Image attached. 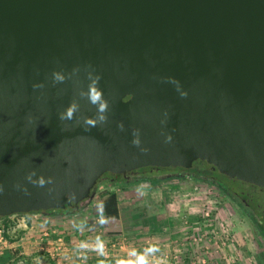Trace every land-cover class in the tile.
Segmentation results:
<instances>
[{
    "label": "water",
    "instance_id": "1",
    "mask_svg": "<svg viewBox=\"0 0 264 264\" xmlns=\"http://www.w3.org/2000/svg\"><path fill=\"white\" fill-rule=\"evenodd\" d=\"M197 161L264 189V0H0V218Z\"/></svg>",
    "mask_w": 264,
    "mask_h": 264
},
{
    "label": "crops",
    "instance_id": "2",
    "mask_svg": "<svg viewBox=\"0 0 264 264\" xmlns=\"http://www.w3.org/2000/svg\"><path fill=\"white\" fill-rule=\"evenodd\" d=\"M129 186L113 182L104 183L96 190L94 199L86 201L85 206L82 207V204L75 213L51 215L32 213L10 216L2 221L0 242L3 241L6 245L10 243L8 246L10 249L15 248L19 255L28 258L33 255L34 250L47 253L46 250L56 248L59 257L52 260L58 264H85L101 260L104 263L116 264L117 259H127L132 249L145 254V250L150 245H156L159 249V245L164 243L171 248L175 244L174 247H180L185 255L181 242L174 235L162 231L161 225H156L161 223L154 216L158 206H155L154 197H149L154 195L153 192H157L158 189H166L169 186L153 185L155 188L152 190L151 188L150 190L145 189L149 192L144 198L142 197L144 194L140 195L142 194L140 186ZM111 196L115 199H109ZM164 206L165 203L160 205L162 209ZM18 216L21 219L14 220V217ZM165 221L167 223L169 219ZM117 235H122V238L128 241L129 246L120 252H114L110 258H104L103 255L98 254L97 250L85 253L83 259L78 256L79 243L88 241L102 245ZM58 237L63 238V246H55V240ZM185 261L191 262L189 255H186ZM148 262L155 264L151 258Z\"/></svg>",
    "mask_w": 264,
    "mask_h": 264
},
{
    "label": "rangeland",
    "instance_id": "3",
    "mask_svg": "<svg viewBox=\"0 0 264 264\" xmlns=\"http://www.w3.org/2000/svg\"><path fill=\"white\" fill-rule=\"evenodd\" d=\"M167 170H161L157 174L163 175L164 178L159 185L169 188L158 189L149 197L153 196L156 201L155 206H158L154 216L161 223L156 225H161L162 231L174 235L181 242L185 256L189 255V260L196 264H264V238L255 230L254 223L242 215L233 200L214 184L204 180L202 176H196L190 171ZM107 181L108 179L105 178L102 182ZM133 185L140 186L142 193L140 195L144 194L142 196L144 198L149 192L145 189L152 190L155 188L153 185L156 184L136 182ZM232 186L237 191L242 190V182H234ZM98 188H95V192ZM163 203H165L164 209L160 207ZM17 218L21 219L18 216L14 217V220ZM167 218L169 221L166 223ZM2 225L3 222L0 220V228ZM9 244L0 242V254L10 252L13 255L10 258L11 262L15 259L18 261L17 264H24L23 259L28 257L19 255L15 248L10 249ZM174 246L171 249H174ZM178 249L182 250L180 247ZM30 258H33V264H58L52 260L48 252L34 250ZM85 264H99V262L92 261Z\"/></svg>",
    "mask_w": 264,
    "mask_h": 264
},
{
    "label": "flooded vegetation",
    "instance_id": "4",
    "mask_svg": "<svg viewBox=\"0 0 264 264\" xmlns=\"http://www.w3.org/2000/svg\"><path fill=\"white\" fill-rule=\"evenodd\" d=\"M179 168V167H178ZM177 169V168H174ZM180 171H185L182 168ZM204 180L211 182L223 194L233 200L238 205L240 212L250 222L254 223L255 230L260 237L264 238V189L253 184L228 177L220 173L212 165L201 163L200 168L196 171ZM114 175V174H113ZM119 176V175H117ZM123 178H128V175ZM234 182H242V190L237 191L232 186Z\"/></svg>",
    "mask_w": 264,
    "mask_h": 264
},
{
    "label": "trees",
    "instance_id": "5",
    "mask_svg": "<svg viewBox=\"0 0 264 264\" xmlns=\"http://www.w3.org/2000/svg\"><path fill=\"white\" fill-rule=\"evenodd\" d=\"M201 163H206V162L205 161H197L193 164V167L191 169H185V170L190 171L191 173L193 172L196 176H199L196 173V171L200 168ZM165 169H168L167 171L170 170V171H176V172L182 170V168H180V167L177 169L147 167V168H142V169L128 173L127 174L128 178H123L122 175L117 176V175H113L111 173H107L99 180L97 187H99L102 183L104 184V183H108V182L122 184L124 186L133 185L136 182H138V183L148 182L150 184H159V183L164 181V178L162 177L163 175H161V174L159 175L157 173L159 171L165 170ZM180 172H185V171H180ZM105 178H107L108 181L102 182ZM111 198H114V196H111L109 199H111ZM67 209H69V210H67ZM68 211H69V213H75L78 211V209H75V208L68 206L66 209H59V210L55 209V210L39 211V212H32V213H44V214L51 215V214H64V213H68ZM32 213H29V214H32ZM18 215H28V214H18ZM7 218H9V217H3V218H0V220L3 221V220H6ZM11 256H13V255H11L10 252H3V254L1 253L0 254V264H17L18 261H16L15 259H13L12 262L10 261ZM23 260H24V262H23L24 264H33V258H27V259L24 258Z\"/></svg>",
    "mask_w": 264,
    "mask_h": 264
},
{
    "label": "built area",
    "instance_id": "6",
    "mask_svg": "<svg viewBox=\"0 0 264 264\" xmlns=\"http://www.w3.org/2000/svg\"><path fill=\"white\" fill-rule=\"evenodd\" d=\"M209 214H207L208 216ZM56 245L55 246H63V238L62 237H58L56 240ZM129 246L128 241H126L124 238H122V235H117L114 238H111V240H109V242H105L102 245H97L95 243L92 242H81L78 245V256L80 258H85V253L87 252H94V249H98L101 248L103 249V257L104 258H110L111 255L114 252H120L122 250H124L125 248H127ZM159 250H153V252L147 253L148 255V259L151 258V261L155 263V261L157 259L163 258L166 259L167 264H196V262H190L187 263L186 260V256L183 255L182 251L178 248H174L171 249V247L169 245H167L166 243L159 245ZM149 248V247H148ZM147 248V249H148ZM146 249V250H147ZM145 250V251H146ZM52 257V259H55L57 257H59V252L57 251L56 248H51L50 250H46ZM129 258V255H127V259ZM134 259V257H132ZM203 263H205V260H203Z\"/></svg>",
    "mask_w": 264,
    "mask_h": 264
},
{
    "label": "clouds",
    "instance_id": "7",
    "mask_svg": "<svg viewBox=\"0 0 264 264\" xmlns=\"http://www.w3.org/2000/svg\"><path fill=\"white\" fill-rule=\"evenodd\" d=\"M89 95H90L91 103H93V104L99 103V111L100 112L106 111L107 103L106 102L100 103V101L102 99V95L97 89L92 88L90 90V94ZM71 112H72V109H70L68 114H67L68 118H71ZM62 118H64V117H62ZM101 119H104V117L101 116ZM121 127H122V125H121ZM167 139L170 140L171 137H168ZM133 143L138 145L139 144V140L135 139L133 141ZM43 183H44L43 180H41L40 185L42 186ZM2 192H3V188L0 187V193H2ZM94 250H97L98 254H100V255L104 254L102 247L98 248V249H94ZM153 250L158 251L159 249L157 248L156 245H150V247L146 250L145 254L138 253V252H136L135 249H132V250L129 251V258L128 259H117L116 260V264H149L147 253H151V252H153ZM132 257H135V258L133 259ZM99 264H104V261L101 260L99 262ZM155 264H167V261H166V259L160 258V259H157L155 261Z\"/></svg>",
    "mask_w": 264,
    "mask_h": 264
}]
</instances>
